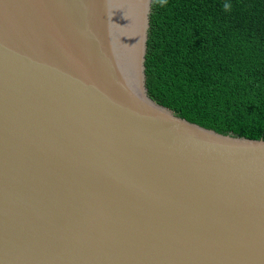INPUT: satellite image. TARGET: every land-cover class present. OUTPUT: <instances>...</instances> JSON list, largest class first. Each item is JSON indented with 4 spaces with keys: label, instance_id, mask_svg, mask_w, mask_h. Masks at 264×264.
Returning a JSON list of instances; mask_svg holds the SVG:
<instances>
[{
    "label": "water",
    "instance_id": "obj_1",
    "mask_svg": "<svg viewBox=\"0 0 264 264\" xmlns=\"http://www.w3.org/2000/svg\"><path fill=\"white\" fill-rule=\"evenodd\" d=\"M152 0H0V264H264V139L146 84Z\"/></svg>",
    "mask_w": 264,
    "mask_h": 264
},
{
    "label": "trees",
    "instance_id": "obj_2",
    "mask_svg": "<svg viewBox=\"0 0 264 264\" xmlns=\"http://www.w3.org/2000/svg\"><path fill=\"white\" fill-rule=\"evenodd\" d=\"M145 65L159 104L264 139V0H152Z\"/></svg>",
    "mask_w": 264,
    "mask_h": 264
},
{
    "label": "bare ground",
    "instance_id": "obj_3",
    "mask_svg": "<svg viewBox=\"0 0 264 264\" xmlns=\"http://www.w3.org/2000/svg\"><path fill=\"white\" fill-rule=\"evenodd\" d=\"M138 30H139L138 0H134V39L138 36Z\"/></svg>",
    "mask_w": 264,
    "mask_h": 264
},
{
    "label": "clouds",
    "instance_id": "obj_4",
    "mask_svg": "<svg viewBox=\"0 0 264 264\" xmlns=\"http://www.w3.org/2000/svg\"><path fill=\"white\" fill-rule=\"evenodd\" d=\"M162 2H163V0H162ZM225 7L227 8L228 6L226 5Z\"/></svg>",
    "mask_w": 264,
    "mask_h": 264
}]
</instances>
